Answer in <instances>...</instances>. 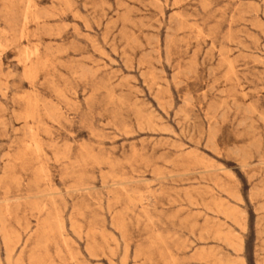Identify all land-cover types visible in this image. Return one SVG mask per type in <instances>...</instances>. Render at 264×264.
Segmentation results:
<instances>
[{"label":"rangeland","instance_id":"obj_1","mask_svg":"<svg viewBox=\"0 0 264 264\" xmlns=\"http://www.w3.org/2000/svg\"><path fill=\"white\" fill-rule=\"evenodd\" d=\"M0 264H264V0H0Z\"/></svg>","mask_w":264,"mask_h":264},{"label":"bare ground","instance_id":"obj_2","mask_svg":"<svg viewBox=\"0 0 264 264\" xmlns=\"http://www.w3.org/2000/svg\"><path fill=\"white\" fill-rule=\"evenodd\" d=\"M29 114V113H28ZM29 116V115H28ZM28 116H27V119H28ZM33 116V115H32ZM29 126V125H28ZM32 132V131H31ZM32 136V135H31Z\"/></svg>","mask_w":264,"mask_h":264}]
</instances>
